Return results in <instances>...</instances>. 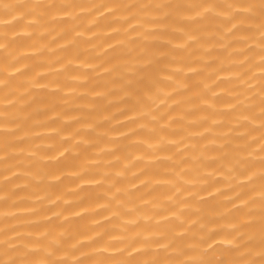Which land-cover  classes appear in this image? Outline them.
Listing matches in <instances>:
<instances>
[{
  "label": "bare ground",
  "instance_id": "6f19581e",
  "mask_svg": "<svg viewBox=\"0 0 264 264\" xmlns=\"http://www.w3.org/2000/svg\"><path fill=\"white\" fill-rule=\"evenodd\" d=\"M0 264H264V0H0Z\"/></svg>",
  "mask_w": 264,
  "mask_h": 264
}]
</instances>
